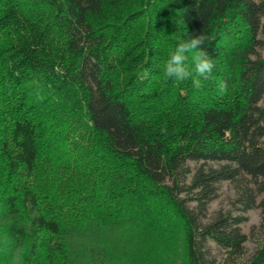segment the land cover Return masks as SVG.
<instances>
[{"label": "trees", "instance_id": "obj_1", "mask_svg": "<svg viewBox=\"0 0 264 264\" xmlns=\"http://www.w3.org/2000/svg\"><path fill=\"white\" fill-rule=\"evenodd\" d=\"M201 34L211 77L166 79ZM261 35L264 0H0V264L234 261L255 208L264 264ZM223 182L240 214L202 224Z\"/></svg>", "mask_w": 264, "mask_h": 264}, {"label": "rangeland", "instance_id": "obj_2", "mask_svg": "<svg viewBox=\"0 0 264 264\" xmlns=\"http://www.w3.org/2000/svg\"><path fill=\"white\" fill-rule=\"evenodd\" d=\"M260 40L264 43V36L261 35ZM264 45V44H263ZM257 52L259 55L264 56V47L258 49ZM200 163H188L186 168L193 171L198 168ZM190 176L183 177L180 176V180L189 181ZM168 185H171V179L168 178L166 180ZM236 192L232 184L228 182H223L218 186L217 196L216 198L208 205L205 214L201 217L202 224H208L212 222L218 215H226L231 214L232 216H237L240 214L237 211L238 206L236 204ZM187 206L190 209L195 208L194 203H189ZM246 221L240 225L242 233L247 237V241L244 244V254L238 260H229L225 257V253L219 247H217L214 243L208 242V247L210 249V255L212 260L216 264H244L248 261L254 254L257 249V241L259 240V226L261 223V210L259 208H255L246 214ZM177 259V264L179 258L175 256Z\"/></svg>", "mask_w": 264, "mask_h": 264}, {"label": "clouds", "instance_id": "obj_3", "mask_svg": "<svg viewBox=\"0 0 264 264\" xmlns=\"http://www.w3.org/2000/svg\"><path fill=\"white\" fill-rule=\"evenodd\" d=\"M205 39L203 34L188 40L181 39L163 64V76L177 82L191 80L193 86L200 89L203 81L211 77L214 68L213 60L208 52L201 49ZM228 88L227 82L220 81L218 90L221 94H226ZM20 253H23V249Z\"/></svg>", "mask_w": 264, "mask_h": 264}]
</instances>
